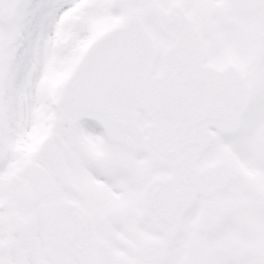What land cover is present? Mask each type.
Instances as JSON below:
<instances>
[{"label":"snow or ice","instance_id":"1","mask_svg":"<svg viewBox=\"0 0 264 264\" xmlns=\"http://www.w3.org/2000/svg\"><path fill=\"white\" fill-rule=\"evenodd\" d=\"M0 264H264V0H0Z\"/></svg>","mask_w":264,"mask_h":264}]
</instances>
